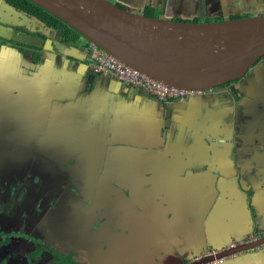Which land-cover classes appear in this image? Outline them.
I'll return each instance as SVG.
<instances>
[{
  "label": "flooded vegetation",
  "instance_id": "af4514ba",
  "mask_svg": "<svg viewBox=\"0 0 264 264\" xmlns=\"http://www.w3.org/2000/svg\"><path fill=\"white\" fill-rule=\"evenodd\" d=\"M11 1L14 0H0V26L36 37L41 44L28 46L0 36V57L17 55L29 62L23 65L11 60L4 68L0 62V264L125 262L127 252L137 254L142 241L152 238V230L144 233L137 225L126 227L130 193L138 202L158 201L156 195L166 202L168 198L160 191L167 185L163 186L160 177L148 171L151 163L117 154L105 144L95 143L90 138L91 131L81 134L76 122L70 123L71 130L66 135L54 123L49 134V108L42 88L33 90L21 75L29 76L33 68L42 65L48 41L61 43V34L66 29L61 24L59 30L45 26L17 10ZM144 15L152 17V11ZM221 20L224 19L216 21ZM81 39L68 46H80ZM196 99L202 103L192 119L207 129L204 133L199 127H192L191 135L196 139L191 138V150L202 143L200 135L203 137L204 133L208 136L203 138L208 156L234 161L252 157L254 167L250 171L242 170L239 175L248 182L251 172L264 168V56L242 78L188 98ZM217 132L224 139H216ZM241 183L239 180L243 189ZM260 185H264V180L256 186ZM254 189L258 191V187ZM209 198L200 200L203 212ZM257 199L254 206L258 210ZM137 211L143 215L149 213V209L140 206ZM249 211L252 217L254 209ZM129 231H135L138 236L125 242L124 236ZM165 231L171 233L169 227ZM125 243L129 246L125 247ZM133 245L136 251L131 250ZM214 250L218 251L208 247L190 257L186 264L201 260Z\"/></svg>",
  "mask_w": 264,
  "mask_h": 264
},
{
  "label": "crops",
  "instance_id": "0c3cea01",
  "mask_svg": "<svg viewBox=\"0 0 264 264\" xmlns=\"http://www.w3.org/2000/svg\"><path fill=\"white\" fill-rule=\"evenodd\" d=\"M111 1L137 14L151 10L152 17L194 22L225 20L247 13L264 14V0ZM156 13L161 14L155 16ZM80 44L68 46L49 40L42 65L32 67L29 76L21 75L25 83H31L33 90H39L38 86L42 88L49 108V134L54 123H58V131L66 135L71 130L70 123L76 122V129L81 134L91 131L90 138L95 143L105 144L117 154L139 157L151 163L148 171L156 173L163 186L167 185L163 189L172 187L173 183L185 184L180 188V196L191 202L183 215H170L171 208L160 195L155 196L158 201L138 202L130 193L126 227L137 225L144 233L152 230V238L146 237L140 252L130 255L127 252L128 260L119 264H184L208 247L223 250L244 237L256 238L243 189L258 187L255 195L260 203L256 209L258 223H264V186H256L264 180V168L254 174L251 172L248 182L240 179L242 170L250 171L255 162L252 157L234 161L208 156L203 141L208 137L204 134L207 127H199L192 119L193 112L200 109L201 100L187 99L166 105L113 78L94 75L91 71L94 60L85 50L83 39ZM15 56H1L3 68L11 60L29 64ZM56 98L58 101H54ZM193 126L204 133L203 137L200 135L202 143L192 146L194 149L191 150V138L196 139L191 135ZM216 139L224 137L217 132ZM215 147L219 149L218 144ZM192 167L196 170H191ZM258 175L262 176L260 180ZM163 189L160 192L164 194ZM205 196L210 198L203 212L200 200ZM138 206L149 209V213L138 214ZM165 227H169L171 233L166 232ZM130 248L137 250L135 245ZM220 264H264V248L230 257Z\"/></svg>",
  "mask_w": 264,
  "mask_h": 264
},
{
  "label": "water",
  "instance_id": "95a60500",
  "mask_svg": "<svg viewBox=\"0 0 264 264\" xmlns=\"http://www.w3.org/2000/svg\"><path fill=\"white\" fill-rule=\"evenodd\" d=\"M28 1L125 64L153 79L184 90L206 91L238 80L264 56V14L194 22L137 14L109 0ZM0 36L28 46L41 44L36 37L23 32L13 33L3 26H0ZM190 169L196 170V167ZM239 178L245 179L243 176ZM185 186L173 183L172 187L163 189L164 195L169 197L165 205L171 208L170 215H183L191 204L180 196V188ZM243 191L249 210L254 209L251 218L256 228V238L206 255L191 264H211L264 248V224L258 223L254 206L258 191L251 187ZM133 236L138 234L129 231L124 238L127 241ZM241 240H245V237Z\"/></svg>",
  "mask_w": 264,
  "mask_h": 264
},
{
  "label": "built area",
  "instance_id": "2783aa9c",
  "mask_svg": "<svg viewBox=\"0 0 264 264\" xmlns=\"http://www.w3.org/2000/svg\"><path fill=\"white\" fill-rule=\"evenodd\" d=\"M83 40L85 42V50L94 60V64L91 65V71L94 75L113 78L121 84L133 87L145 93L149 97L166 105H171L178 101L187 100L188 98H195L203 93V91L184 90L176 88L153 79L143 74L139 70L120 61L110 53L95 45L90 40ZM243 242H248V240H239L235 243L230 244L223 250H226ZM223 250H214L205 254V256L213 255ZM222 260L223 259L216 260L211 264H220Z\"/></svg>",
  "mask_w": 264,
  "mask_h": 264
},
{
  "label": "trees",
  "instance_id": "16d2710c",
  "mask_svg": "<svg viewBox=\"0 0 264 264\" xmlns=\"http://www.w3.org/2000/svg\"><path fill=\"white\" fill-rule=\"evenodd\" d=\"M26 3L28 6L25 7L23 3ZM11 4L19 11L24 12L28 14L29 16L37 19L38 21L45 24V26L49 28H53L55 30H59L61 26H58V24H61L65 27L66 31L61 34V43L71 45L76 44L80 38H83V36L76 31L75 29L69 27L64 22L53 16L52 14L46 12L44 9H42L40 6L28 1V0H14L11 1ZM151 11V10H148ZM73 36V37H71Z\"/></svg>",
  "mask_w": 264,
  "mask_h": 264
},
{
  "label": "rangeland",
  "instance_id": "374dc122",
  "mask_svg": "<svg viewBox=\"0 0 264 264\" xmlns=\"http://www.w3.org/2000/svg\"><path fill=\"white\" fill-rule=\"evenodd\" d=\"M116 4H117V3H116ZM118 5H119V4H118ZM121 7H122V6H121ZM160 14H161V13H159V14L156 13V14H154V15L156 16V15H160Z\"/></svg>",
  "mask_w": 264,
  "mask_h": 264
},
{
  "label": "clouds",
  "instance_id": "9594fccd",
  "mask_svg": "<svg viewBox=\"0 0 264 264\" xmlns=\"http://www.w3.org/2000/svg\"><path fill=\"white\" fill-rule=\"evenodd\" d=\"M82 39H84V38H82Z\"/></svg>",
  "mask_w": 264,
  "mask_h": 264
}]
</instances>
